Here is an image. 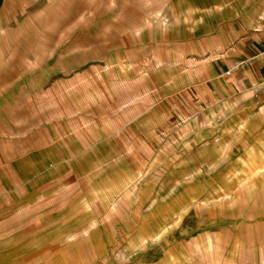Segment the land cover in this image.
Returning a JSON list of instances; mask_svg holds the SVG:
<instances>
[{"label":"crops","instance_id":"crops-1","mask_svg":"<svg viewBox=\"0 0 264 264\" xmlns=\"http://www.w3.org/2000/svg\"><path fill=\"white\" fill-rule=\"evenodd\" d=\"M164 6L177 26L109 64L131 99L75 118L66 171L0 180V264H264V0Z\"/></svg>","mask_w":264,"mask_h":264},{"label":"rangeland","instance_id":"rangeland-1","mask_svg":"<svg viewBox=\"0 0 264 264\" xmlns=\"http://www.w3.org/2000/svg\"><path fill=\"white\" fill-rule=\"evenodd\" d=\"M164 3L0 0V180L11 177L5 183L13 188L14 174L34 184L37 174L66 171V164L51 162L60 157L68 129L75 141H80L77 130L85 133V127L73 125L75 118L92 121L93 112L108 102L131 99L130 71L124 70L120 78L109 64L116 61L123 67L130 62L126 49L140 40L157 41L164 28L177 26L163 20ZM165 8L175 16L174 7ZM197 25L206 31L217 23ZM201 37L198 57L204 55ZM216 42L213 38L214 51Z\"/></svg>","mask_w":264,"mask_h":264}]
</instances>
